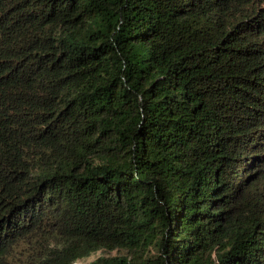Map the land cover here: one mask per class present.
<instances>
[{"label":"trees","instance_id":"1","mask_svg":"<svg viewBox=\"0 0 264 264\" xmlns=\"http://www.w3.org/2000/svg\"><path fill=\"white\" fill-rule=\"evenodd\" d=\"M264 264V0H0V264Z\"/></svg>","mask_w":264,"mask_h":264},{"label":"rangeland","instance_id":"2","mask_svg":"<svg viewBox=\"0 0 264 264\" xmlns=\"http://www.w3.org/2000/svg\"><path fill=\"white\" fill-rule=\"evenodd\" d=\"M115 255H116L115 252L109 254V253H107V252L100 251V252H98V253L92 255L90 258H88V259H86V260H84V261H82V262H80V263H78V264H89V263L95 261L96 259H98V258H100V257H103V256H115Z\"/></svg>","mask_w":264,"mask_h":264}]
</instances>
